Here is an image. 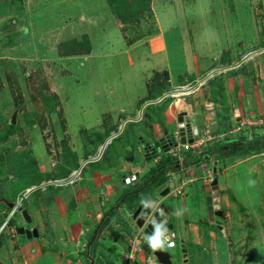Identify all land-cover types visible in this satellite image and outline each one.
Segmentation results:
<instances>
[{
	"label": "rangeland",
	"instance_id": "rangeland-1",
	"mask_svg": "<svg viewBox=\"0 0 264 264\" xmlns=\"http://www.w3.org/2000/svg\"><path fill=\"white\" fill-rule=\"evenodd\" d=\"M213 75L215 82L207 84ZM187 83L190 95L174 90ZM212 96L229 103L227 118L211 129L213 134L236 126L230 139L264 134V0H0V192L7 201H19L32 218L27 224L19 208L0 203V264H80L81 257L69 262L59 251L81 254L91 233L99 241L90 250L115 254V264H157L117 226L94 236L99 208L91 205L90 219L83 205L75 207L80 183L99 180L105 167L124 169V156L137 146L136 135L153 134L156 128L166 138L177 131L179 114L194 115L195 102L202 110L206 101L214 104ZM156 97L158 103L143 108ZM197 129L198 137H208L203 126ZM214 143L205 140L200 152H227ZM178 154L190 158L196 179L178 197L191 209L185 224L182 204L177 199L164 203L174 212L172 263L264 264V148L216 163L208 155L204 170L201 161L193 163L199 155L195 149L174 151L169 159ZM144 163V155L134 151L133 164ZM92 167L97 177L78 181L79 173ZM185 172L163 177L161 184L173 188L181 175L191 176ZM212 176L218 179L221 216L212 211ZM33 185L42 187L27 190ZM93 187L101 197L102 189ZM158 187L149 191L155 197ZM109 199L99 200L102 209L111 206ZM84 219L89 231L75 247L63 225L77 228ZM127 222L132 227L133 221ZM187 224L196 228L188 230L191 252L182 258L179 230ZM28 225L40 231L39 239L16 232ZM117 240L120 248L114 250Z\"/></svg>",
	"mask_w": 264,
	"mask_h": 264
},
{
	"label": "crops",
	"instance_id": "crops-1",
	"mask_svg": "<svg viewBox=\"0 0 264 264\" xmlns=\"http://www.w3.org/2000/svg\"><path fill=\"white\" fill-rule=\"evenodd\" d=\"M177 71V70H176ZM183 73H185L184 72V70L182 71ZM170 74V73H169ZM232 77V76H231ZM233 79H236L235 77H232ZM229 80L231 79L230 77L228 78ZM212 80H216L215 79V76L213 75L212 77H210V78H208L207 80H206V82H207V84H210V81H212ZM226 80V79H225ZM229 80H227L226 82H229ZM165 97V96H164ZM158 100H156L155 102H152V103H158L160 100H161V98H157ZM212 99H213V101H214V104H212V102L211 101H206V103H203V101H202V103H203V109L202 110H199L198 111V109L200 108L199 106H197V102H195V104H196V109H197V114H195V113H193L194 115H188V116H186V117H190V119L192 120V124L193 125H201V126H203L204 128H205V132H206V130L208 129L209 130V133H211L212 134V136H214V135H217V137L216 138H214V139H210V140H214L215 142H218L219 141V139L220 138H224L223 136H222V134H213L212 132H211V129L212 128H217V123H219V121H220V119L218 118V116H217V114L220 112V113H222L223 115H227V111H226V108H227V106H229V103L226 101V99L224 98V97H222V99L224 100V104H225V106H223L222 104H221V102H220V100L219 99H221V97L220 96H218L217 97V102H216V100L213 98V96H212ZM150 101V100H149ZM201 101H199V102H201ZM151 102L149 103V105H147L148 104V101L147 102H145L142 106L143 107H148V106H151L150 104H152ZM201 103V104H202ZM215 104H218L219 106H220V109L218 108L217 109V107L214 109L213 107H214V105ZM209 107H212V109L215 111V114L213 115L212 113L213 112H211L210 111V113H207L206 111H204V114H203V110H208L209 109ZM142 109V108H141ZM146 109V108H145ZM140 112H142V110H139ZM201 111V112H200ZM144 112V111H143ZM231 112L234 114V117H236V121H238L239 120V116H237V114H236V110L234 109V112L232 111V109H231ZM140 114V113H139ZM138 114V115H139ZM144 114V113H143ZM142 113H141V119H143V115ZM134 118V117H133ZM127 119H130L129 117L127 118ZM254 122V121H253ZM191 124V125H192ZM176 126H177V122H176ZM164 128V127H163ZM155 129V131L156 132H154L153 134L148 130L147 132H144V133H147V134H151L152 135V137H153V135L156 137V138H159L160 136H161V133L162 132H160L159 131V129L157 130L156 128H154ZM161 129V128H160ZM237 129V126H236V128H234V130H236ZM161 130H163V129H161ZM178 130V129H177ZM165 132V131H164ZM143 133V135L142 136H144L145 134ZM171 133H173V134H175L176 133V130H174V131H172ZM142 136H140V137H142ZM139 137V138H140ZM145 140H147L148 141V139H146L145 137H143ZM210 140H207V141H210ZM206 141V142H207ZM202 146V148H203V146H204V144L203 145H201ZM201 147L200 148H196L195 150L198 152V157L197 158H194V159H197L196 161H193V163H197V162H199L200 160L202 161L201 162V167L202 166H204V164L203 163H205L204 162V159H206V157H207V155H208V153H206V152H200L201 151V149H202ZM138 152H140L142 155H143V152L141 151V148H138V150H137ZM210 155V158H213L214 160H212V161H214L215 163L216 162H219L217 159H216V157H218V153H210L209 154ZM232 156H234V155H232ZM219 157L221 158L220 160H222V159H226V160H229V156H227V155H223V156H221L220 154H219ZM190 159V158H189ZM189 159H186V168H184V169H182L181 170V168H180V170L181 171H177V172H175L174 174H177V173H180V174H182V172L184 171V170H186V172H185V174L186 173H188V175H191V176H188V177H184L183 175H181V177H180V183L178 184V185H176L175 187H173L172 188V186H170V185H162V184H160V186H162L161 188H159L158 187V189H157V191H156V197L155 196H153V194L151 193V198H154L156 201H157V204H159V203H162V204H164L165 202H169V203H174L175 201H176V199L179 201V206H180V208L182 207L184 210L182 211V212H184V214H183V217H180V220H183V223L185 224L186 223V221H185V219H187V218H190V215H188L189 214V212L191 213V209H189V211H187L188 209H185V207H184V203H181V199H178V197H181L182 195H184L185 193H184V188H185V185L187 184V183H189V182H192L194 179H196L195 177H196V175L194 174V172H193V168L190 166V164H192V163H188V161H189ZM191 160H193V159H191ZM134 162V161H133ZM133 162H130V161H128L125 165H124V169L123 168H116V166H110V167H108V168H102L101 170H102V174H99V175H101L100 176V179L99 180H95V181H93V183H91V184H88V182H85V183H82V187H81V183H80V191H79V199L76 197V199H75V207H77L79 204H80V206L81 205H83V207H84V217H89L90 219H92V217H90L91 215H88V210H92V209H90L91 208V205L93 206H96V207H98L99 209H97V222H98V220H100V221H103L104 219H106L108 216H110V214H111V212L110 211H114V213L112 214V216H111V219H110V222L107 224V226H106V228L110 225H113L114 227L115 226H117V228H119L118 230H119V232L122 234V232H123V234L124 235H126V234H128V232H126V228H129L128 227V222H127V220L128 219H130L131 220V222L133 221L132 220V217L129 215V214H127V213H125V210L123 209V204H124V202L126 201V199H128V194H127V192H129V189H131V186H129L130 184H137L136 186H135V188L136 187H138L139 185L141 186L140 188H146L148 185H150V184H152V182H156V181H158V179H159V174L158 173H154V174H151V176L152 177H149L148 179H150V182H149V184H144L143 186H142V184H141V181H142V179L144 178V177H146V175L151 171V169L157 164V159H154V160H152L151 162H146L145 161V165L143 166V167H140L138 164H133ZM117 164V163H116ZM115 164V165H116ZM203 168V170H204V167H202ZM115 169H116V171H115ZM213 169H215L216 170V168H212V171H213ZM117 171L118 172H120V173H118L117 174ZM124 172V173H121V172ZM99 172H101V171H99ZM134 174V173H137V177H138V179L136 180V181H130V183H129V185H127L128 183L126 182V180L128 179V178H130V177H128V175L129 174ZM204 173H206V172H204ZM203 173V174H204ZM213 173H215L216 174V171L215 172H213ZM80 175H79V178H78V181H80V180H82V179H86V180H88V179H91L92 177L93 178H96L97 176H96V171H94V168L92 167V169H87V171H85V173L84 174H82V173H79ZM107 174H112V177H107L106 178V176H107ZM202 174V175H203ZM114 175V176H113ZM201 175V176H202ZM85 176V177H84ZM212 177H215V176H212ZM92 178V179H93ZM217 178V177H216ZM218 180V179H217ZM140 181V182H139ZM208 184V183H207ZM96 186L97 185V187H99L100 189H102L101 190V193L103 194V196H104V198H108L109 199V197L111 198V199H109V202H111V206L110 207H108V208H106V207H104L103 209L101 208V203L99 202V200L101 199V197L99 196V194L98 195H96V187H93V186ZM208 185H210V183L208 184ZM90 186L92 187V188H90ZM174 186V185H173ZM175 188H176V190H175ZM218 189H219V186H218ZM143 190H145V189H143ZM156 190V189H155ZM154 190V191H155ZM112 192L113 194H112V196H109V197H106L107 195H106V193L107 192ZM210 191H211V188H210ZM220 191V190H219ZM105 194V195H104ZM135 193H133L132 195H134ZM220 194V193H219ZM86 195H88V197H90V198H86L85 196ZM175 197V200L174 201H169V198H171V197ZM210 196H212V195H210ZM85 197V198H84ZM95 197H98L97 199L95 198ZM219 198H220V195H219ZM90 200L92 201V202H90ZM221 201V200H220ZM95 202H96V204H95ZM213 202V201H212ZM85 203V204H84ZM221 203V202H220ZM117 204V205H116ZM181 204H182V206H181ZM165 205V204H164ZM168 209H170L171 211H172V209L166 204L165 205ZM117 207H118V209H117ZM180 208H179V210H180ZM105 209V210H104ZM117 209V210H116ZM212 209H213V204H212ZM223 209H222V205H221V211H222ZM213 211V213H214V209L212 210ZM102 212H103V214H102ZM173 212V211H172ZM171 212V213H172ZM188 212V213H187ZM120 213V214H119ZM181 213V212H180ZM121 215V216H120ZM172 215H174V212L172 213ZM83 217V218H84ZM174 217V216H173ZM82 218V219H83ZM128 218V219H127ZM127 219V220H126ZM175 219V218H174ZM87 221H89V220H87ZM87 221L85 222V219H84V222L82 223V224H80V223H77V228H72V224L71 225H69L70 223H67L66 224V227H64L65 225H63V230L65 231V232H68V241L70 242V243H72L75 247L78 245V243H79V241H80V238H82V236H87L86 235V233H88V229H87V226H85L86 224H87ZM100 221L97 223V224H100ZM215 222H217L218 223V221H215ZM128 223V224H127ZM68 225V226H67ZM100 225H97V228L99 227ZM129 226H130V224H129ZM173 227H174V225H173ZM182 226L180 225V228H181ZM195 226L193 225V224H187V225H184V228H183V231L180 229L179 230V237H180V242H178V245H181V243H183L185 246H184V248H185V255L187 256V250H186V244L187 243H189V239H188V230L190 229H192V228H194ZM105 228V229H106ZM130 228H132L135 232L137 231H139V232H141V233H143V228L142 229H139L138 227H136L134 224L132 225V227L130 226ZM196 228V227H195ZM223 228V227H222ZM75 229V230H74ZM95 230V228L93 229V231ZM172 231H173V229H172ZM38 232H40L39 230H38ZM119 232H118V234H119ZM40 234V233H39ZM61 236V235H60ZM128 236V235H127ZM130 236V235H129ZM40 237H38L37 239H39ZM64 240H65V238H63ZM145 242H146V240H145ZM145 242H143V243H145ZM142 243V244H143ZM176 245H177V243H176V241H175V247H176ZM57 246V249H61L62 248V250H63V248L64 247H61V245L60 244H57L56 245ZM174 247V248H175ZM112 248L114 249V250H116V249H118V248H120V244H119V241L117 240V241H112ZM180 248H181V246H180ZM182 249V248H181ZM39 250V253L40 254H42L43 256L42 257H44V252L42 253V249H35L34 250V252H36V251H38ZM170 251V250H169ZM71 251H69L68 250V252H63V251H59V253H60V255H61V257L63 258V259H65V260H68L69 262H70V260L69 259H67L66 257H68V255H70L71 256V258L72 259H75L77 256L78 257H81V258H79V259H77L78 261L79 260H81L82 262H83V256H82V254H78V253H76V249L75 250H73L72 251V253H70ZM152 253V252H151ZM183 253V252H182ZM66 254V255H65ZM113 254V253H112ZM65 257V258H64ZM41 258V257H40ZM77 261V262H78ZM81 262V263H82ZM172 262H173V260H172ZM80 263V264H81ZM156 263V262H155ZM158 264V263H157ZM173 264V263H172Z\"/></svg>",
	"mask_w": 264,
	"mask_h": 264
},
{
	"label": "water",
	"instance_id": "water-1",
	"mask_svg": "<svg viewBox=\"0 0 264 264\" xmlns=\"http://www.w3.org/2000/svg\"><path fill=\"white\" fill-rule=\"evenodd\" d=\"M212 114H214V111L212 110ZM11 122H15V117L13 116L11 119ZM177 133L179 136V142L183 143L185 141H188L189 143H192L194 138L192 137L193 134L197 135L198 134V129L197 125H191V119L190 117H186L183 119V116L179 114L177 116ZM168 138L170 137L167 136ZM231 141L229 140H224L223 142H228ZM142 149H143V155L145 161H150L152 159L159 158L161 161H163L166 157L163 155L169 150V147L166 146V138L164 136L160 137L157 139L156 143H143L141 144ZM128 161H133V156L130 155L127 158ZM179 161L178 159H173L172 161H169L166 165L163 167H167L170 164H175L176 166L178 165ZM161 167V168H163ZM216 170L213 169V172ZM137 176V173H134L131 175L130 178L126 180L127 183H130V181L134 180ZM210 188H211V195H212V201H213V209H214V214L217 216L222 215L221 211V203H220V198H219V189H218V180L216 177H213L211 182H210ZM0 202L4 203L7 207L13 208L15 206L13 201H7L4 197L0 198ZM147 204L149 205V208H144L142 205H137L132 212H128L127 209H125V213L129 214L132 219L134 220L135 225L142 229L145 235H151L154 231L153 225L151 221L154 219L156 222H163L165 226L168 228L170 233H174L172 231L173 229V223L169 221L168 215L170 214V210L164 205L160 204L159 208L155 210V201L154 200H149L147 201ZM19 210L21 211L22 217L25 220L27 224H31L32 218L30 214L27 212L26 209H24L22 206L19 207ZM161 210L162 213L161 214ZM218 227L222 229L221 225L219 222L217 223ZM163 226V225H161ZM223 230V229H222ZM16 232L18 234H25L27 238H37L39 236L38 229L35 226H28V227H16ZM175 234V233H174ZM175 236V235H174ZM181 248L183 255L185 256V248L184 244L181 243ZM219 250V249H218ZM153 255L155 256L156 260L158 261L159 264H172V258H171V253L167 250H158L153 252Z\"/></svg>",
	"mask_w": 264,
	"mask_h": 264
},
{
	"label": "trees",
	"instance_id": "trees-1",
	"mask_svg": "<svg viewBox=\"0 0 264 264\" xmlns=\"http://www.w3.org/2000/svg\"><path fill=\"white\" fill-rule=\"evenodd\" d=\"M166 72V71H165ZM167 74V73H166ZM216 79V78H215ZM215 81L212 80L210 81V83H214ZM157 98V97H156ZM221 104L223 106H225L223 99H219ZM152 105V104H151ZM148 107H152V106H148ZM218 118L220 120L227 118L228 115H223L222 113H218L217 114ZM226 120H224L223 122H225ZM262 128H264V126L262 125ZM258 135H256L255 133H252L250 137H245L244 135L242 136V140H240L239 138H235L233 137V139L231 138V140H233L234 142H238L237 145H235L232 149H227V152H222L220 153L221 156L223 155H227V156H232V155H239V154H245L248 153L252 150H257L259 148H264V134H260L257 133ZM224 140H229V137L226 136L224 138H220L218 142H215L213 147L218 148L219 151H222V149L220 148V145L223 144ZM229 142V141H228ZM224 144H228V143H224ZM237 146H240L239 148ZM208 154L212 153V151L206 152ZM208 156V155H207ZM217 160L220 159V157H216ZM168 160H170L169 158L164 159L163 161H161L160 165L158 167H156V169H152L150 174L147 175V179L150 177L151 174H153L157 168L162 167L164 164H166L168 162ZM201 161V160H200ZM202 162V161H201ZM163 177H159L158 182H155L153 185L155 187L159 186L162 182H163ZM146 180V179H145ZM162 180V181H161ZM144 184V183H143ZM142 184V185H143ZM152 185V186H153ZM151 186V187H152ZM151 187H146V188H140V185L138 186V190H135V187L132 186L131 189H129V192H127L128 194V203L123 204V209H127L128 212H132L133 209L137 206V205H142L141 204V200H145L147 201L151 195L150 189ZM145 189V190H143ZM137 192H142V194L140 196L137 195ZM146 192H149L147 194H145ZM133 193H135L134 195H132ZM2 194L0 192V198H2ZM2 203V202H0ZM4 204V203H3ZM4 206H6L4 204ZM117 210V209H116ZM126 211V210H125ZM111 214L110 216H108L106 219H104L103 221H100V225L98 228L97 226L95 227V232H94V236L96 234H99L101 231L104 230V228H106L107 224L110 222L111 216L114 213V211H110ZM128 224V223H127ZM129 228H126V232H128L129 235H133L135 233V231L130 228L129 224H128ZM210 227V225L206 222L204 225L205 230L203 231V233L206 235L209 233L208 228ZM41 236V235H39ZM93 239V240H92ZM97 241H99L97 239V237H93V234L91 233L90 238L88 240V245L85 246V248H82V256L83 259L85 261V264H115V254L113 255L112 253H110L109 251H107V253H102V251H100V253H98V255H96L95 253H93L90 249L93 247H97ZM144 242H145V237H144ZM142 244V243H141ZM142 247L145 248L146 253L149 252L151 253L152 250L150 249V247L148 246L147 242L142 244ZM181 249V248H180ZM47 250H53V249H47ZM186 250L189 256V252H191V245L190 243L186 244ZM182 251V250H181ZM67 259H72L70 255H68Z\"/></svg>",
	"mask_w": 264,
	"mask_h": 264
},
{
	"label": "clouds",
	"instance_id": "clouds-1",
	"mask_svg": "<svg viewBox=\"0 0 264 264\" xmlns=\"http://www.w3.org/2000/svg\"><path fill=\"white\" fill-rule=\"evenodd\" d=\"M165 96V95H164ZM163 96V97H164ZM157 99H154V100H147L148 101V104L147 105H149V103L151 102H155ZM147 101H145V102H147ZM144 108V107H143ZM122 128V127H121ZM177 132V131H176ZM170 135H173V136H170L169 138H166V146L167 147H169V150L163 155L164 157H166V158H169V156H168V154H170V153H173L174 151H170V149L173 147V145H176V144H178V143H181V142H179V136H178V133H175V134H170ZM112 137V136H111ZM160 137H162V136H160ZM159 137V138H160ZM174 137V141L172 140V138ZM114 138V137H113ZM172 140L173 141V143L171 144V142L172 141H169V140ZM184 143V142H183ZM191 150V149H190ZM101 154H102V152H101ZM101 154H100V156H101ZM165 158V159H166ZM157 159V164L152 168V169H156V167H158L159 165H160V163H161V160L159 159V158H156ZM174 159H178V156L176 157V158H174ZM184 159H185V157H184ZM152 160H154V159H152ZM151 160V161H152ZM171 160V159H170ZM170 160H168V162L170 161ZM151 161H146V162H151ZM167 162V163H168ZM166 163V164H167ZM166 164H164V165H166ZM163 165V166H164ZM162 166V167H163ZM186 160H185V162H184V165L183 166H180L179 164L176 166L175 164H170L169 166H167V167H163V168H161V167H159V168H157V170L154 172V173H158L159 175V177H168V176H171V175H173L175 172H177V171H181L182 169H184V168H186ZM180 168H181V170H180ZM151 169V170H152ZM151 172V171H150ZM150 172L148 173V174H150ZM153 173V174H154ZM147 174V175H148ZM147 175H146V177H144L143 179H146V180H148L147 179ZM150 177H152L151 175H150ZM136 179V178H135ZM134 179V180H135ZM212 180V179H211ZM133 181V180H132ZM51 181H49L48 183H50ZM149 182L150 181H148V183L147 184H149ZM156 182H158V181H156ZM211 182V181H210ZM145 183V184H146ZM155 183V181L154 182H152V184H150V185H148V187H151L153 184ZM44 183H41V185H43ZM52 184V183H51ZM41 185H33L34 187H33V189L32 190H34V189H36V188H38V187H42ZM56 185H59V184H56ZM62 185V184H61ZM27 189V188H26ZM25 189V190H26ZM151 196V195H150ZM149 200H154L155 201V210H157L158 208H159V205L160 204H162V203H159V204H157V201L154 199V198H151V197H149V199L147 200V201H149ZM147 201H145V200H141V204H142V206H144V208H149V205L147 204ZM14 202V201H13ZM14 204H15V206L13 207V208H10V209H15V208H19L21 205H19V204H17V202H14ZM25 209V208H24ZM161 214H163L162 213V210H161ZM133 220V219H132ZM151 223H152V225H153V228H154V231H153V233L151 234V235H145L144 234V232L142 233V234H144V237H145V240H146V242H147V244H148V246L150 247V249L152 250V255H153V252H155V251H158V250H167V251H169V249L170 248H174L175 247V239H174V233H170L169 232V230H168V228L165 226V224L161 221V222H156L154 219L151 221ZM133 224L135 225V223H134V220H133ZM161 225H163V226H161ZM30 226V225H29ZM136 226V225H135ZM218 226V225H217ZM137 227V226H136ZM140 229V228H139ZM137 232V231H136ZM135 232V233H136ZM40 235V234H39ZM39 237V236H38ZM37 237V238H38ZM32 238V237H31ZM34 238V237H33ZM143 242H144V238H143ZM182 250V249H181ZM170 252V251H169ZM154 256V255H153ZM183 253H182V258H183ZM155 257V256H154ZM158 262V261H157Z\"/></svg>",
	"mask_w": 264,
	"mask_h": 264
},
{
	"label": "built area",
	"instance_id": "built-area-1",
	"mask_svg": "<svg viewBox=\"0 0 264 264\" xmlns=\"http://www.w3.org/2000/svg\"><path fill=\"white\" fill-rule=\"evenodd\" d=\"M191 86L192 85L190 83H187V84H184V85H179L178 87L174 86V90H177L178 89L179 91H181V93H187L186 95H190L191 92H192L190 90ZM164 95L166 96V94H164ZM209 110H213L212 107H209ZM185 118L186 117L183 116V119H185ZM190 124H192V120H191V123ZM233 131H235V130L234 129H231V130H229L227 132H224L222 134V136L223 137H226V136H228V134L232 133ZM205 133L208 134V137L206 139H203L202 137H198V134L197 135H194L193 134L192 137L194 138V140H193L192 143H189L188 141H185L184 143H178L176 145H173V147L170 149V151H179L181 149H183V150H190V149L200 148L201 145L203 144V142L205 140L207 141V140L214 139V138L217 137V135H214V136L209 135L210 133H209V130L208 129L206 130ZM178 161H179L178 164L180 166H183L184 165V162H185V159H184V157L182 155L178 154ZM52 182H56L55 184H59V185H61V183H63L62 181H59V180H57V181L54 180ZM64 183H66V181ZM175 190H176V188H175ZM26 194H28V192L27 193L25 192V195ZM17 202L19 204V201H17ZM132 238H133L132 239V242H134L136 240L138 241L137 246L139 247L141 245V243H143L144 234H142L141 232L138 231V232H136V233H134L132 235ZM128 247L130 248V252L133 253L134 252L133 248L131 246H128Z\"/></svg>",
	"mask_w": 264,
	"mask_h": 264
},
{
	"label": "flooded vegetation",
	"instance_id": "flooded-vegetation-1",
	"mask_svg": "<svg viewBox=\"0 0 264 264\" xmlns=\"http://www.w3.org/2000/svg\"><path fill=\"white\" fill-rule=\"evenodd\" d=\"M211 112H212V110H210ZM214 111V110H213ZM214 114H215V111H214ZM213 114V115H214ZM135 119V118H134ZM133 121H136V120H133ZM147 132V131H146ZM170 134H172V133H170ZM169 136V135H168ZM170 136H173V135H170ZM140 137V136H139ZM138 137V135H136V140H135V143L137 144V146L135 145V147H132L131 146V149H130V151H129V153L128 154H126L125 156H124V159L126 158H128L130 155H132L133 156V161H134V151H136V150H138V148H141V144H143V143H146V142H149V143H156V141H157V139L158 138H156L154 135H153V138L152 139H150V140H145L144 138H143V136L142 137H140L139 138ZM166 138H168V137H166ZM230 139V138H229ZM232 139H233V137H232ZM172 140L174 141V137L172 138ZM226 143H228V144H221L220 145V148L222 149V150H224V149H232L235 145H237L238 144V142H234L233 140H231V141H229V142H226ZM142 152H143V149H142ZM144 153V152H143ZM209 155V154H208ZM128 156V157H127ZM173 159H171L170 161H172ZM132 161V162H133ZM187 163V162H186ZM130 176L132 175L131 173L129 174ZM138 179V177L136 176V179L134 180V181H136ZM139 180V179H138ZM148 181H150V179H148V180H145V179H142V181H141V184H145L146 182L148 183ZM140 182V181H139ZM146 183V184H147ZM143 184V185H144ZM145 184V185H146ZM137 185V184H136ZM135 184H134V187L136 186ZM142 185V186H143ZM141 187V186H140ZM139 188L138 187H136L135 188V190H138ZM101 198L102 199H104V196L102 195L101 196ZM117 205V204H116ZM117 209H118V207H117ZM170 210V209H169ZM170 216H171V210H170V214L168 215V218H169V221H170ZM29 226V225H28Z\"/></svg>",
	"mask_w": 264,
	"mask_h": 264
},
{
	"label": "bare ground",
	"instance_id": "bare-ground-1",
	"mask_svg": "<svg viewBox=\"0 0 264 264\" xmlns=\"http://www.w3.org/2000/svg\"><path fill=\"white\" fill-rule=\"evenodd\" d=\"M175 93L176 94H174V96H178V94H181V92H179L178 94H177V92L175 91ZM186 94V93H185ZM29 191H31L32 190V188H30V189H28ZM17 204H18V202H17Z\"/></svg>",
	"mask_w": 264,
	"mask_h": 264
}]
</instances>
